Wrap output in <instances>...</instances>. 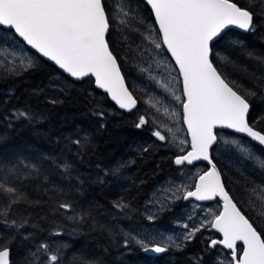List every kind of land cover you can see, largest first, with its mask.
Here are the masks:
<instances>
[{"label": "trees", "instance_id": "obj_1", "mask_svg": "<svg viewBox=\"0 0 264 264\" xmlns=\"http://www.w3.org/2000/svg\"><path fill=\"white\" fill-rule=\"evenodd\" d=\"M103 2L111 20L113 0ZM115 2L117 0L114 5ZM130 2L140 10L138 14L132 6L136 15L132 27L138 30L141 27L137 15L155 25L150 9L142 0ZM234 2L254 13V30L227 29L213 44V51L228 57L229 62L221 60L219 66L236 90L241 94L255 93L247 97L251 106L247 118L255 129L264 131V63L257 59L264 58V0ZM112 31L108 39L113 54L117 56L127 87L137 100L132 111L117 108L104 92L95 88L91 77L77 81L67 77L29 49L12 30L0 26V46L4 43L16 47L14 41H18L34 57V66L27 71L24 70L27 63L15 68L0 58V175L3 169H12L10 183L31 201L16 205L7 217L18 222L26 219L28 223L21 229H7L0 223V243L11 241L8 243L11 264H26L29 252L45 241L63 246L62 264H190L188 258L201 252L205 238L202 230L182 250L172 247L164 253L149 254L134 242L128 247L123 244L128 226L148 222L147 197L158 182L174 171L172 160L176 152L165 149L152 135L154 128L150 122L142 128L135 127L143 101L132 79L130 49L138 35L137 31H124L127 40H121L116 34L114 40ZM233 41L239 44L233 46ZM245 53L252 56L245 57ZM213 60L218 57L214 55ZM57 81L63 91L51 87ZM51 99L58 103H49ZM97 108L105 113L102 120L93 115ZM18 109H26L37 118L14 119L12 113ZM215 132L217 135L219 132L234 134L221 129ZM84 136L88 140L86 145L70 143L71 139ZM237 136L246 145L264 153L249 139ZM216 146L211 154L226 191L264 238V221L258 215L253 216L252 209L245 206L251 179L239 177L232 165L218 161L212 152ZM145 148L149 150L145 152ZM232 154L230 150L226 160H231ZM61 163L71 164L69 173L65 174L59 167ZM231 164L243 166L238 160ZM25 165H35V168ZM242 172L246 174L247 169ZM16 176L26 178L16 179ZM121 200L130 206L126 215L113 208V203ZM64 202H71L74 211L58 209ZM168 211L154 222L163 221ZM77 213H87V216L79 220L67 218ZM3 219L0 216V220ZM99 225L105 227L102 229ZM53 230H59L61 235L50 236ZM212 257L213 252L206 255L204 264H210Z\"/></svg>", "mask_w": 264, "mask_h": 264}, {"label": "snow or ice", "instance_id": "obj_2", "mask_svg": "<svg viewBox=\"0 0 264 264\" xmlns=\"http://www.w3.org/2000/svg\"><path fill=\"white\" fill-rule=\"evenodd\" d=\"M146 3L150 5L154 14L158 33L153 36L151 29L146 30L141 33L142 41H147L153 50L166 46L171 59L175 61V66H178V76L182 78L183 85L182 93L177 95L169 83L152 74L151 65L148 69L141 68L139 70L142 73L147 72L149 79L162 93L155 102L149 100L146 103L150 109L154 108L157 112L160 111V105L169 97L182 104V122L187 126V134L191 137V150L180 148L181 154L174 156L172 163L178 169L194 165V162L201 160L211 165L208 171H204L194 181V190H187L186 185H175L173 191V185L170 184L154 192L153 198L146 203L151 206L161 205V211L173 199L195 198L196 201H214L219 197L223 203L222 208L216 209L204 208L199 204L193 205L189 220L199 212H207V216L199 222V226H190L189 223L179 225L177 222L185 230L182 241L168 236L161 237V240H166L167 243H157L154 235L141 234L131 229L124 233L123 244L128 247L134 242L145 252L164 253L172 247L182 250L201 230H215L222 238L205 237L201 252L188 258L190 264H204L205 256L210 255L219 246L227 252L223 256L217 255L214 264H264V238L226 191L221 173L210 155L211 149L222 142L223 151L234 150L238 155L264 169V158L257 156L250 146L242 144L235 138L222 140L215 132L217 126L233 129L264 146V131L255 130L247 118L251 107L247 97L254 96L255 93L241 94L236 90L219 66L221 60L228 63V57L213 51L215 41L219 40L231 26L245 31L254 30V13L239 6L234 0H146ZM135 20L130 0H117L111 20L103 0H0V26L6 27L9 31L14 30V34H18L32 49L54 62L67 77L75 80L94 77L95 86L104 90L120 109L127 111H132L136 107L137 100L125 84L108 35L115 24L118 25L115 29L117 37L127 40L128 37L123 36L124 31H138L132 27ZM232 43L233 46L239 44L238 41ZM7 54L13 58L16 55L14 51ZM214 55L218 60H213ZM248 55L251 57L252 53ZM257 59L264 63V58ZM19 64L24 66L25 60L20 59ZM33 66L29 60L24 70L27 71ZM164 67H167L166 63ZM51 87L59 91L64 90L59 81L52 83ZM48 102L53 105L58 103L56 99ZM163 112L176 116V112L169 113L167 107L163 108ZM93 115L102 120L105 113L97 108ZM12 117L30 121L37 118L26 109L15 110ZM148 122L146 115H140L135 127L142 128ZM154 122L158 123V127L152 135L159 141H166L167 137L161 129H166L168 133H172L173 130L165 123ZM100 127L103 128L104 125L101 124ZM70 143L76 146L86 145L87 136L71 139ZM187 143L186 139L179 141V145ZM148 150L144 149L145 152ZM25 167L34 169L35 165ZM59 167L65 174L71 170L69 163H61ZM2 171L0 216L4 219L0 220V223L7 229L19 230L28 221L25 219L18 222L15 219L8 220L7 217L11 215L16 205L31 201L10 183L13 179V170ZM254 191L257 194H264V189ZM177 192H183V196H177ZM157 193L161 195L158 196ZM167 193H171V196L165 195ZM113 208L126 215L130 206L121 200L114 202ZM58 209L65 212L74 211V206L71 202H64L58 205ZM261 214L264 215V212ZM85 216L87 213H77L67 218L79 220ZM156 218L153 213L146 216L150 224ZM99 227L103 229L105 226ZM59 235H61L59 230H53L50 234ZM24 239L27 240L29 237ZM237 242H242V249ZM8 243H0V264H11V249ZM62 248L60 244L41 242L29 252L26 264H62L64 258Z\"/></svg>", "mask_w": 264, "mask_h": 264}, {"label": "rangeland", "instance_id": "obj_3", "mask_svg": "<svg viewBox=\"0 0 264 264\" xmlns=\"http://www.w3.org/2000/svg\"><path fill=\"white\" fill-rule=\"evenodd\" d=\"M116 3V2H115ZM132 6L136 7L133 3H131ZM113 11H112V17L115 12V5L113 0ZM136 13H140V10L136 7ZM135 15V14H134ZM136 16V15H135ZM139 22H140V29L137 31L136 38L133 39V43L135 44L134 47H132L130 50L131 55H133V69L134 73L132 76V79L134 81V85L136 87V90L139 92V94L142 97V108L139 110L140 115H146L148 118V121L153 126L154 130L158 127V123H155L154 121H159L162 123H165L168 128H171L173 131L172 133H168L166 129H161L162 133L166 135L167 140L161 141L165 146V149L169 151L176 152V154H180V148L187 149L188 143L184 145H179L180 140H187V135L185 132V129L182 124V118H181V103L178 101H175L174 99H171L169 97L168 100L164 101L162 105H160V111L157 112L154 108H149V104L146 103V101L152 100L155 102L156 98L160 95H162L161 90L158 89L155 85V83L149 79L148 73L144 72L142 73L139 69L144 68L148 69L149 65H151V71L154 76H157L161 80L169 83L170 87L175 91L177 95L181 94V88H180V78L178 76L177 70L175 66L173 65L172 61L170 60L167 53H164L163 49L159 50H153L152 46L147 41H142L141 33H143L146 30L151 29L153 36H155L158 32L155 27V25L147 20L142 18L140 15H137ZM118 27V25H113V34L114 40H116V31L115 29ZM124 36V35H123ZM123 40L122 38H120ZM17 45L16 47L10 46V44L6 45L3 43L2 46H0V58L7 62L9 65H13L15 68L19 67V60L24 59L25 64L28 63L30 60L31 62H34V57L31 55V53L27 52L28 50L20 45L18 41H14ZM9 43V42H8ZM6 46V47H5ZM139 49V50H138ZM15 52L16 55L13 58L12 56L8 55V52ZM245 57H249L247 53H245ZM11 59V60H8ZM167 64V67H164V64ZM25 66V65H24ZM170 74V75H169ZM175 77V79H173ZM167 107L169 109V113L172 111L176 112V116H171L169 114H165L163 112V108ZM218 137H220L222 140L223 138H235L238 141H240L242 144L246 145L244 141H241L239 137L236 134H228L219 132ZM156 138V137H155ZM157 139V138H156ZM179 145V146H178ZM249 146V145H248ZM252 148V147H251ZM219 149V151H218ZM254 153L257 156H260L264 158V153L259 152L256 149H253ZM234 152L232 154L231 160H226V156H230V151H223V143H218L217 146L214 148L213 155L215 158L218 159V161L224 160L227 164H229L232 169L235 170L234 173H236L239 177H242L244 179L250 180L251 188H248L249 190H246V199L248 200L247 205L252 209L253 216L257 215L259 216L260 220L264 221V215L261 213L264 212V194H257L254 190L256 189H264V169L259 168L254 162L250 160H246L243 156L238 155L234 150H231ZM223 152V154H221ZM228 159V158H227ZM243 164V166H234V164H231L232 161ZM229 161V162H228ZM240 164V165H241ZM221 165V164H220ZM222 166V165H221ZM205 169V166L203 163H196L194 165H186L182 169H178L177 166H175V169L173 172L165 176L163 180L158 182L155 187L152 189L150 194L147 197L146 202L153 198L152 194L154 192H157L158 189H161L162 187H167L168 185H173V191H175V185H186L187 190H190L193 186L195 178ZM242 169L244 171L247 169L246 174H243ZM158 196H160V193H157ZM165 195L171 196V193H167ZM177 196L182 197L183 192H177ZM199 204L204 208H212L216 209L217 207H220V204L218 201H209L205 203H199L195 202L193 200H183L181 199H173L170 200L166 206L164 207V210H160L161 205L157 204L155 206L145 204V207L148 209V211L145 213V216H147L149 213H153L156 215V212H159L156 216L158 219L159 217H162V213L166 210H169L166 213V218L163 221H160L158 223H142L141 224H134L131 226H128L127 229L130 231L131 229H135L137 232H141V234L148 233L150 235H154L156 237L157 243H167V241H162L161 237H168L172 236L173 238L178 239V241H182L183 239V233L184 229L183 227L179 226L184 223H189L190 226H199V222L207 216V212H199L198 215L194 216L191 220L188 219L189 215L193 211V205ZM169 207V208H168ZM177 207V208H176ZM171 210H176L174 214H171ZM198 211V210H197ZM255 217V219H256ZM210 218V217H209ZM179 222V225L178 223ZM204 232V237H211V238H219V236L214 232L213 230H202V233ZM203 239V237H201ZM227 252L224 250L221 246H219L215 251H213V257L211 259L210 264H214V261L217 257V255L223 256V254Z\"/></svg>", "mask_w": 264, "mask_h": 264}, {"label": "water", "instance_id": "obj_4", "mask_svg": "<svg viewBox=\"0 0 264 264\" xmlns=\"http://www.w3.org/2000/svg\"><path fill=\"white\" fill-rule=\"evenodd\" d=\"M146 5H147V3H146V0H142ZM147 7L150 9V11H151V7H150V5H147ZM151 14H152V17H153V20H154V14L152 13V11H151ZM154 23H155V20H154ZM155 26H156V28H157V31H158V25L157 24H155ZM1 27H3V26H1ZM3 28H6V27H3ZM229 29H235V30H239V31H245V30H241V29H238L237 27H235V26H231ZM12 32L14 33V30H12ZM20 40H22L23 41V39L22 38H20L19 36H18V34H15ZM24 42V41H23ZM24 44L28 47V48H30L34 53H36L39 57H41V58H43L44 60H46V61H48V62H50V63H52L57 69H58V66H56L55 64H54V62H52V61H50V60H48V58H46V57H43L42 56V54H39L38 52H36V50L35 49H32L31 48V46H29V45H27L26 44V42H24ZM165 48V50L167 51V49H166V46L164 47ZM167 54H168V56H169V58L171 59V54L170 53H168L167 52ZM171 61H172V63L174 64V66H175V61H174V59H171ZM175 68H176V70H177V73L179 72V69H178V66H175ZM59 70V69H58ZM61 73H62V70H59ZM120 72H121V70H120ZM65 75H67V74H65ZM121 75H122V73H121ZM123 76V75H122ZM92 78V80H93V85L95 86V83H94V77H91ZM180 78V88H181V93H182V87H183V85H182V78L181 77H179ZM72 80H75V79H73V78H71ZM83 79V78H82ZM125 80V79H124ZM75 81H77V80H75ZM125 84H126V82H125ZM127 86V85H126ZM95 88H97L96 86H95ZM98 89V88H97ZM129 89V88H128ZM98 90H100L101 92H104V90H102V89H98ZM130 91V90H129ZM105 93V92H104ZM106 94V93H105ZM106 96L109 98V100L117 107V108H119V106L118 105H116V103L114 102V101H112L111 100V98H110V96H108L107 94H106ZM133 96H134V94H133ZM135 97V96H134ZM120 109V108H119ZM121 110H124V109H121ZM124 111H127V110H124ZM182 111H183V108H182V104H181V118H182ZM182 124H183V122H182ZM183 127H184V129H185V132H186V135H187V138H188V148H187V150H191V147H190V143H191V137L187 134V126L186 125H184L183 124ZM216 129H223V130H225V131H229V132H231V133H234V134H237V135H240V136H242V137H245V138H247V139H249L251 142H253V143H255L256 145H258L260 148H262L263 150H264V146H261V145H259L257 142H255V141H252L251 140V138L250 137H248L246 134H243V133H237V132H235V130H233V129H227V128H224V127H221V126H217L216 127ZM255 130H257V129H255ZM210 155L212 156V154H211V151H210ZM213 158V157H212ZM196 162H202L203 164H204V166H205V169L200 173V174H202L204 171H208L209 170V168L211 167V165L210 164H208V162L207 161H203V160H201V161H196ZM213 162L215 163V161H214V159H213ZM195 163V162H194ZM216 164V163H215ZM217 167V166H216ZM218 169V168H217ZM199 174V175H200ZM198 175V176H199ZM198 176L195 178V180H197L198 179ZM194 180V181H195ZM190 190H194V183H193V186H192V188L190 189ZM191 199H193V200H195V198H191ZM218 201H219V203H220V207L222 208V200H220V198L219 197H217L216 198ZM196 201V200H195ZM198 202H209V201H198ZM242 212V211H241ZM243 213V212H242ZM247 218V217H246ZM249 222H250V220H249ZM251 223V222H250ZM213 231H215V230H213ZM218 234V233H217ZM218 236H219V238H222L219 234H218ZM238 243V245H240V249H242V242H237ZM222 247V246H221ZM146 253H149V254H158V253H154V252H146Z\"/></svg>", "mask_w": 264, "mask_h": 264}, {"label": "bare ground", "instance_id": "obj_5", "mask_svg": "<svg viewBox=\"0 0 264 264\" xmlns=\"http://www.w3.org/2000/svg\"><path fill=\"white\" fill-rule=\"evenodd\" d=\"M156 27V26H155ZM157 29V28H156Z\"/></svg>", "mask_w": 264, "mask_h": 264}]
</instances>
